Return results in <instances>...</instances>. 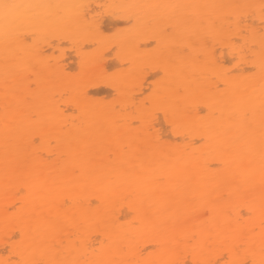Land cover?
Returning a JSON list of instances; mask_svg holds the SVG:
<instances>
[{
  "label": "snow or ice",
  "instance_id": "6c2138e0",
  "mask_svg": "<svg viewBox=\"0 0 264 264\" xmlns=\"http://www.w3.org/2000/svg\"><path fill=\"white\" fill-rule=\"evenodd\" d=\"M41 7L52 6L0 0V21L4 24L6 44L28 38L33 42L25 49L26 56L15 73L14 83L5 82L6 110L23 81L36 83L32 78H39L41 70L60 64V59L54 63L53 57L64 55L63 52L54 53L46 61L40 60L44 53L35 45L47 38L48 29L27 27L38 25L40 17L26 16L20 10ZM57 7L87 8L77 15V28L66 37L79 67L71 77L72 99L66 110L71 119L60 126L59 132L65 133L69 124L75 131L63 137L56 136L54 141L63 149L61 155H67L74 167L84 168L94 163L95 154L90 151V145L102 134L107 135L114 145V150H109L103 157L113 168H122L133 159L143 161L145 157L150 162L170 163L175 167L172 160L175 152L187 153L192 146H196L193 156L201 150H207L209 154L223 151L224 146L216 142V134L211 128L193 131V113L178 102V97L186 96V89L181 91V82L190 77L197 78L209 91L214 89L207 105L209 108L220 100L224 101L227 112L226 115L221 112L222 120L231 121L238 114L232 106H242L248 95L247 87L235 86L238 82L249 84L259 80L264 95V0L219 5L100 2L94 8L83 4ZM207 8L226 11L219 15L197 11ZM138 9L149 10L151 19L146 27H142L145 16ZM90 14L92 18L89 20ZM106 17L127 21V24L115 31L102 30L101 23ZM257 20L259 25L255 23ZM146 37L148 42L144 43ZM225 55L231 59H224ZM105 58L121 61L117 71L105 70ZM149 63L158 66L156 76L159 79L147 74ZM100 86L112 90L110 100L97 99L90 93L89 89ZM19 103L17 100V105ZM261 110L264 113V101ZM250 111L254 109L244 108L239 112L241 124L236 137L249 147L256 136L254 124L247 120ZM129 112L132 117L129 127L135 128L134 134L123 129L127 123L125 114ZM17 115L19 120L35 121L37 118L32 111L18 110ZM158 121L167 124L169 139L176 137L169 152L160 148V141L165 137H154L153 129ZM221 130L230 132L231 124H222ZM259 137L264 153V118L260 122ZM181 159L183 157H178L177 161ZM227 163L221 160L218 164L206 163L204 167L219 168ZM86 175V171L74 175L70 183L81 182ZM182 203L191 206L189 219L194 221L191 230L175 221L171 227L164 222L154 224L153 227L163 235L151 249L139 247L138 241L133 243L136 238L129 235L126 249L121 250L130 251L138 258L125 264H187V259H165L180 251L193 255L192 264H264V219L260 223L259 242L255 238V227H250L247 222L257 212L253 204L239 208L234 215L232 194L224 196L219 184L193 188L182 198ZM64 204H68L67 199ZM259 212L264 217V195ZM145 222L151 223L150 218L141 216L128 227L139 229ZM82 227L67 217L63 220L43 217L33 229L35 235L31 239H27L24 233L19 239L7 235L4 247L9 255L0 258V264H81L77 258L81 247L77 234ZM146 252L149 253L147 258L144 256ZM257 254L259 259H256Z\"/></svg>",
  "mask_w": 264,
  "mask_h": 264
},
{
  "label": "bare ground",
  "instance_id": "6f19581e",
  "mask_svg": "<svg viewBox=\"0 0 264 264\" xmlns=\"http://www.w3.org/2000/svg\"><path fill=\"white\" fill-rule=\"evenodd\" d=\"M4 2L52 6L20 10L26 16L40 17L38 25H27V27L48 29L47 38L38 41L35 45L44 53V56L40 57L42 62L48 59L50 52L57 51L58 54L63 43V48L67 49L65 43L70 45V42L66 37L77 28L75 18L78 14L87 11V8L77 9L57 7V5L83 4L94 8L100 2L136 5L245 3L243 0H4ZM137 11L145 16L142 27H146L151 19L149 10ZM197 11L219 15L226 10L207 8ZM91 18L90 14L88 19ZM255 23L259 25L258 20ZM126 24L127 21H117L112 18H107L106 23L107 26H111L110 28L122 27ZM103 25L104 21L101 23L102 30ZM3 30L4 24L0 21V258L9 255V251L4 247L7 235L16 236L17 233H24L27 239H31L35 235L33 229L43 217H59L61 220L67 217L83 225L77 234V238L81 241L77 258L81 264H104L108 261L112 264H125L138 258L130 251L121 250L126 249L129 235L136 238L133 243L138 241L139 247L151 249L163 235L162 231L153 227L154 224L159 225L164 222L171 227L175 221L184 225L187 230H191L194 223L189 219L191 206L182 203V198L195 187L203 189L217 184L220 185L224 196L232 194L234 215L235 211L241 207L246 208L249 203L257 208L256 214L247 222L250 227H255V238L259 242L260 223L264 219L259 212L261 198L264 195V158H262L264 153L261 151L259 137L260 122L264 118L261 110L264 95L260 91L259 80L249 84L238 82L235 85L240 88L247 87L248 95L242 106H232L236 108L238 114L233 116L231 121L221 119V112L224 111L225 115L227 112L223 100L214 107L207 106L214 89L209 91L197 78L190 77L181 82L183 85L181 91L184 92L186 89V96L177 99L182 107L193 113V131L197 129L206 131L211 128L216 134V142L224 146L223 151L209 154L207 150H201L196 151L193 156L196 146H192L187 153L175 152L172 157L175 167L170 163L150 162L145 157L143 161L133 159L131 163H125L122 168H113L103 157L109 150H114V145L110 143L107 135L102 134L90 145V151L95 154L94 163L84 168L78 165L74 167L67 155H61L63 149L58 148L54 141L56 136L63 137L75 131L70 124L65 133H60L59 128L66 120L71 119L70 113L66 110L72 99L71 77L78 70V63L73 68H77L72 72L73 74L66 72L70 71V67L68 69L64 65L62 68L58 64L52 69L41 70L39 78L34 76L32 80L36 83L23 81L16 89V98L11 100L10 107L6 110L5 82L7 80L9 83H14L15 73L26 56L25 49L33 42L28 38L6 44ZM143 42L147 43L148 37ZM69 53H65L64 56ZM73 54L76 56L75 52ZM64 56L66 62L68 56L66 58ZM57 58L65 63L59 56L53 57L54 63ZM106 59L110 62L111 58ZM106 59L104 68L109 64ZM224 59L231 58L225 55ZM113 60H116L119 67L121 61ZM113 60L111 63L114 62ZM151 67L158 68L157 65L149 63L147 65L149 73L152 71ZM156 69L153 70L154 74ZM153 73L151 72L150 76L155 79L160 78ZM96 89L100 88L96 87ZM95 90L89 89L97 99H111V97H102ZM106 90L112 91L110 88ZM17 100L20 101L19 105ZM244 108L254 109L247 115V120L256 128V136L250 147L236 138L241 124L239 112ZM18 110L35 112L37 118L35 121L19 120ZM125 117L127 123L123 125V129L134 134L135 128L129 127L132 121L131 112L126 113ZM229 123L231 131L223 132L221 125L227 126ZM166 129L167 124L162 121H158L153 129L154 137L156 135L165 137L160 141L163 152L172 150L176 141L174 136L168 138L170 133L165 134ZM178 157L183 159L177 161ZM221 160L228 162L227 165L219 168L204 167L206 163L218 164ZM65 169L68 171H64ZM85 171L87 175L83 181L70 183L74 175ZM189 177L193 178L189 180ZM65 199L68 200L67 205L64 204ZM141 216L149 217L151 223L145 222L139 229H130L129 223L139 221ZM120 217L123 219H118ZM144 256L147 258L149 253L146 252ZM169 258L176 261L187 259V264H192L194 259L190 252L185 254L183 251L165 257V259ZM256 259H259L258 254Z\"/></svg>",
  "mask_w": 264,
  "mask_h": 264
},
{
  "label": "rangeland",
  "instance_id": "374dc122",
  "mask_svg": "<svg viewBox=\"0 0 264 264\" xmlns=\"http://www.w3.org/2000/svg\"><path fill=\"white\" fill-rule=\"evenodd\" d=\"M243 1H244V2H251L252 0H243ZM106 23H107V18H105V20H104V25H103V26H104V29H105V28L110 29V30H113V29H114V27H115L114 25H113L114 27L112 26L113 28H110L111 26H110V27L107 26ZM121 24H122V23H121ZM121 24H120V25H121ZM105 25H106V26H105ZM118 25H119V24H118ZM116 26H117V25H116ZM123 26H124V25H123ZM123 26H122V27H123ZM119 27H120V26H119ZM115 28H117V27H115ZM114 31H115V29H114ZM63 46H64V43H63V45H62V49H60L59 53H60V52H63V53H64V51H65V53L67 54V53L71 52V51H70V50H71V47H70L69 44L65 43V46L67 47V49H66L65 47L63 48ZM61 50H63V51H61ZM48 51H49V50H48ZM50 51H51V50H50ZM68 51H69V52H68ZM53 52L55 53V51H53ZM51 53H52V52H50V54H51ZM54 53H52L51 55L53 56ZM56 53H57V51H56ZM65 53H64V54H65ZM46 54L48 55L49 52L46 53ZM50 54H49V56H51ZM57 56H58V55H57ZM57 56H56V57H57ZM63 56H64V55H63ZM63 56H62V58H63ZM67 56H68V57H67ZM64 57H65V56H64ZM66 57H67L68 59H67ZM66 57H65V58H66V62L64 61L65 59L63 58V61L65 62L64 64H63V62H62V59H60V61L62 62V64L60 63V65L62 66V68H64V67H63L64 65H65V67H67V68L70 67V71H68L67 69H64L65 71L67 70L66 72H71V73H72L73 71L75 72L77 68H76V67H75V69H73V68H74V66L77 65L78 62H77V58H76V56L73 54V51H72V53H69L68 55H66ZM69 57H70V61H68V60H69ZM73 58H74V59H73ZM105 59H106V58H105ZM108 59H110V58H108ZM111 59H112V58H111ZM111 59H110V62L106 59V61H107L109 64H107L108 66L105 65V66H106L105 70L108 69V70H107L108 72H115V71H117V69H118V67H117V64H118V63L116 62V60H113V59H112V60H113L115 63H114V62L111 63V61H112ZM71 60H72V61H71ZM67 61H68V62H67ZM69 62H70L71 64H70ZM72 62H73V63H72ZM66 63L69 64V65L67 66ZM75 64H76V65H75ZM112 64H113V65H112ZM115 65H116V66H115ZM78 67H79V66H78ZM107 67H108V68H107ZM154 68H155V67H154ZM68 69H69V68H68ZM115 69H116V70H115ZM155 69H156V68H155ZM155 69H153V67H151V70H152V71H150V73L147 72V74L151 75V72L153 73V72L155 71ZM157 69H158V68H157ZM157 69H156V71H157ZM148 70H149V68H148ZM153 70H154V71H153ZM72 74H73V73H72ZM153 75H156V73H155V74L153 73ZM154 78H155V77H154ZM156 78H157V77H156ZM95 88H96V87H95ZM95 88H94V90H95ZM98 88H100V89H96L95 91H98V93H99L102 97H103V96L106 97V98L111 97V91L109 90V92H108V90H106V87H102V86H100V87H98ZM92 89H93V88H92ZM100 91H102V92H100ZM100 95H99V96H100ZM168 132H169V131H166V130H165V134L168 133ZM20 236H21V233H17V235H16L15 237H16L17 239H19ZM7 254H8V253H7Z\"/></svg>",
  "mask_w": 264,
  "mask_h": 264
}]
</instances>
